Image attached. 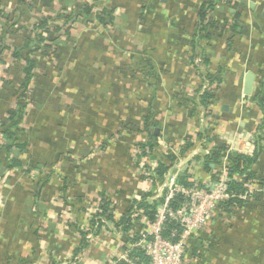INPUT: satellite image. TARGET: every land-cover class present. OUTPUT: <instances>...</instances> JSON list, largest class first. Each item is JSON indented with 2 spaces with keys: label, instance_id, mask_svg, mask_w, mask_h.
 <instances>
[{
  "label": "crops",
  "instance_id": "obj_1",
  "mask_svg": "<svg viewBox=\"0 0 264 264\" xmlns=\"http://www.w3.org/2000/svg\"><path fill=\"white\" fill-rule=\"evenodd\" d=\"M20 1L0 0L5 13L0 45L20 44L21 38L9 35L8 25L29 26L41 15L76 12L83 3L113 7L114 27L97 23L101 33L94 36L79 18L51 62L37 66L33 105L23 118L27 147L20 159L57 165L37 196L39 170L32 174L23 167H3L0 264H105L125 251L130 253L135 242H125L120 227L105 220L98 232L96 226L93 236H88L86 228L95 214L91 209L98 208L100 194L105 192L118 220L134 199L146 192L153 195L154 186L140 175L138 155L133 154L136 144L147 139L135 127L142 123L152 96L158 152L176 155L186 137L192 139L201 131L188 102L176 96H197L196 89L207 88L188 60L197 9L205 0H53L49 7L31 11ZM247 2L253 5L241 0L238 7L240 26L230 50L225 38L216 41L214 37L210 46L200 40L196 51L211 53L207 72L222 69L215 98L207 108L213 133L227 148L241 152L247 137L243 133L238 137L240 132L253 136L262 116L253 95L264 92V0ZM233 13L232 8L218 5L214 16L227 21ZM141 58L153 64L158 74L155 86L130 69ZM195 62H201L199 55ZM248 73L253 82L250 94H245ZM22 77L11 50L0 53V118L13 105V89ZM226 131L235 132L231 145L223 139ZM102 142L107 144L103 150L99 149ZM66 152L70 161L64 162L59 157ZM254 170L264 181V151ZM197 177L204 183L210 180L200 171ZM258 195L247 200L236 215L219 217L208 233V237L214 234L215 244L204 259L192 258V264H264V190ZM80 230L87 233L89 244L74 261ZM205 237L200 234L195 239L200 245Z\"/></svg>",
  "mask_w": 264,
  "mask_h": 264
},
{
  "label": "trees",
  "instance_id": "obj_2",
  "mask_svg": "<svg viewBox=\"0 0 264 264\" xmlns=\"http://www.w3.org/2000/svg\"><path fill=\"white\" fill-rule=\"evenodd\" d=\"M53 0H21L20 3L26 6L27 10L31 11L36 8H47L51 5ZM241 0H205L203 1L196 13L195 27L193 30L191 38V48L192 53L188 57V60L193 64L201 75L202 82H207V88L200 92V87L195 90L197 96L192 94L191 96H186V94H178L176 96L178 101H187L191 114L198 115V109L207 108L213 102L215 98V91L218 89L221 82L222 69L219 67L215 73L207 72V66L210 64V55L205 51H197V44L200 40H205L207 45L210 46V41L212 38L221 40L225 38L227 43L226 48L231 49L232 37L234 34L238 33V27L240 26V16L241 12L238 7L240 6ZM218 5L227 6L234 10L233 18L229 20H218L214 16L216 7ZM114 8L96 6L94 4H85L76 12L70 11L68 13H57L56 15H41L29 26L18 25L12 23L7 26L9 29V35L21 38L20 44L14 45L13 47L7 46L4 43L0 45V53L4 50H11V56L18 62L20 69L22 71V79L17 87L13 89L14 103L6 111V113L0 118V154L4 153V157L0 158V166L6 169H11L14 167H23L25 171L31 172L32 174L39 170V178L37 181V190L35 191V196L38 195L40 187H42L48 180L52 173V168L57 165V163L43 161L37 165L32 163H25L20 159V154L27 147V140L25 139V127L23 126V118L25 116L26 109L33 105V86L32 80L35 76L37 66L40 62L50 63L52 56L57 51L59 43L69 39L71 37V30L73 24L78 21L79 18L88 24L89 30L92 31L94 36L101 33V30L97 31L96 24L98 23L103 28L114 27ZM5 13L0 7V31H2V19ZM225 31H228L229 35L225 36ZM199 55L201 62L197 64L195 62L196 57ZM44 65V64H40ZM205 68V69H204ZM133 72L141 73L148 82L152 83L153 86L156 85L158 74L153 66V64L144 58H141L136 64H133L130 68ZM204 70V72H203ZM153 81V82H152ZM154 96H152L149 107H147L146 113L142 117V123L135 127L136 133L142 132L147 136V139L136 144L137 149L142 151L143 154L145 148L151 151V158H158L159 164L156 168V173L159 177H162L164 173L171 167V162L176 159L174 153H160L157 150L158 142L156 135L154 134L155 128L158 127V122L154 118V108L152 102L154 101ZM185 99V100H184ZM253 99L259 106L262 112V116L259 124L255 128L253 134V139L255 142V147L252 154L239 153L237 151L229 152L227 156V172L229 180L227 182V191L234 195L228 200L221 203V207L224 214L231 216L232 214H237L240 209H242L249 199H254L259 196L258 194L264 190V181L257 176L254 170V165L256 164L258 158L264 151V92H256L253 95ZM125 127V126H124ZM131 130V129H130ZM133 130V128H132ZM209 132L213 134L212 139H214L215 145L210 150L209 154L203 155L202 157L196 156L194 161L190 164V169L186 170L182 176L177 178L178 183L185 188L204 186V182L197 177V173L203 172L208 174L210 180L215 179L218 173L217 166L221 161L227 151L225 144L216 138L213 133L212 127ZM208 130L199 131L192 139L191 137H186L184 140V145H179L177 147L178 155L180 157L185 156L188 151H190L194 146V139H200L202 137H208ZM177 144V143H174ZM106 142H102L99 145V149L103 150L106 148ZM176 149V148H175ZM62 161H70L68 153H63L59 157ZM2 159V160H1ZM61 161V162H62ZM239 175V178L234 176ZM248 184V185H247ZM253 188H261V191L252 193V196L248 199H242L239 195L247 192L248 186ZM154 186V185H153ZM150 196V192H146L143 196L138 199H134L129 208H127L119 217L118 220L114 219V210L111 206V198L105 192H101L100 201L97 211L90 220L91 224H96L97 232L101 227L100 217L107 222H112L114 226L120 227L124 233L125 242L131 241L137 242L140 238V233L145 230L146 222H153L156 218V206L157 202L152 204L146 201V198ZM83 198H77V201ZM184 201V196L178 194L174 201L171 202L172 208H177L180 203ZM137 207L136 211L134 208ZM135 214V216H134ZM223 214L216 213L212 220L207 225V230L201 233L205 237L203 244H198V239L191 241L190 248L186 253V257L189 259H204L205 254L208 253L209 248L215 244L212 236L208 237V233L212 231L214 225L218 222L219 217ZM145 218L143 222L140 219ZM217 220V221H216ZM146 221V222H145ZM181 226L173 220H167L164 224V229L162 235L171 240H175V236L172 235L173 231H180ZM80 239L78 245L73 250L72 258L74 261H78L79 254L86 248L89 244L86 238L87 233L84 231H79ZM205 233V234H204ZM130 243V244H131ZM201 248V250L199 249ZM131 258L138 259L142 264H147L148 259L144 252L139 247H134L130 253ZM114 264H128L124 260H118L113 258ZM109 264V263H105Z\"/></svg>",
  "mask_w": 264,
  "mask_h": 264
},
{
  "label": "built area",
  "instance_id": "obj_3",
  "mask_svg": "<svg viewBox=\"0 0 264 264\" xmlns=\"http://www.w3.org/2000/svg\"><path fill=\"white\" fill-rule=\"evenodd\" d=\"M203 88L205 89L206 86ZM197 118L199 119L201 132L204 130L209 132L211 128L209 112L205 108L200 107ZM211 133H208V137H202L199 140L194 139L195 146L185 156L180 157L176 154V159L171 162V167L162 177H159L156 173L159 160L158 158H151V151L148 148H145V154L142 151L134 150L133 154L135 156L138 155L136 160L140 175L154 185V193L152 196L147 197L146 201L150 204L157 202L155 220L151 223L145 221V230L140 233L139 240L132 244V247H139L144 252L148 259L147 264H192L191 259L186 257L191 241L207 230L208 223L216 213L223 214V218L227 217L220 205L234 196L227 191V182L230 179L227 172V156L229 152L237 150L231 147L227 148L218 163L216 178L208 180L203 187L185 188L177 180L179 172L183 168L185 169L184 172L189 170L190 164L196 156L202 157L210 153V150L215 145L214 139H212L213 134ZM233 133L235 132L226 131L223 134V139L227 145H231L230 142L235 136ZM240 133L241 135L238 137H242V133L243 137H247L246 146L243 148V152L240 153L252 154V149L255 147L253 136H250L244 130ZM234 177L239 178L240 176L236 175ZM258 191H261V188H253L250 185L247 192L239 195V197L247 199L252 196V193ZM178 194L184 196V201L177 208H172L170 204ZM136 209L137 207L134 208L133 212ZM96 210L97 208L92 214ZM144 219L142 218L139 221L143 222ZM102 220L104 221L103 217H100L99 221L101 222ZM167 220H173L181 226L180 231L172 232L175 240L167 239L162 235L164 224ZM86 229L90 232L88 236L92 237V233L96 232V224H91ZM129 255V252L125 251V253L118 255L117 259L124 260L128 264H142L138 259L131 258ZM107 263L114 264L111 260Z\"/></svg>",
  "mask_w": 264,
  "mask_h": 264
},
{
  "label": "water",
  "instance_id": "obj_4",
  "mask_svg": "<svg viewBox=\"0 0 264 264\" xmlns=\"http://www.w3.org/2000/svg\"><path fill=\"white\" fill-rule=\"evenodd\" d=\"M244 4L248 3L249 6H252L253 4L250 2H247V0H242ZM262 16H264V10L262 13ZM252 82H253V75L251 73H248L246 78H245V86H244V93L245 94H250L251 89H252ZM3 166L0 167V176L2 175L3 172ZM184 168L179 172L178 176H182L184 173Z\"/></svg>",
  "mask_w": 264,
  "mask_h": 264
},
{
  "label": "rangeland",
  "instance_id": "obj_5",
  "mask_svg": "<svg viewBox=\"0 0 264 264\" xmlns=\"http://www.w3.org/2000/svg\"><path fill=\"white\" fill-rule=\"evenodd\" d=\"M106 28H108V27H106ZM239 151V150H238ZM241 151H239V153H240ZM2 176V175H1ZM91 211H94V209H91Z\"/></svg>",
  "mask_w": 264,
  "mask_h": 264
}]
</instances>
